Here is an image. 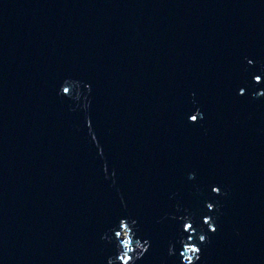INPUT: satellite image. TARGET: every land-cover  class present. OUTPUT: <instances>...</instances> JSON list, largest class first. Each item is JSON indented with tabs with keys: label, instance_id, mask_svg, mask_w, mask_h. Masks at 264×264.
Segmentation results:
<instances>
[{
	"label": "water",
	"instance_id": "water-1",
	"mask_svg": "<svg viewBox=\"0 0 264 264\" xmlns=\"http://www.w3.org/2000/svg\"><path fill=\"white\" fill-rule=\"evenodd\" d=\"M246 56L264 62V0H0V264H100L117 216L132 264L149 245L145 264H264Z\"/></svg>",
	"mask_w": 264,
	"mask_h": 264
},
{
	"label": "snow or ice",
	"instance_id": "snow-or-ice-1",
	"mask_svg": "<svg viewBox=\"0 0 264 264\" xmlns=\"http://www.w3.org/2000/svg\"><path fill=\"white\" fill-rule=\"evenodd\" d=\"M248 86H264V62L254 64V58L250 56L244 57V64L241 66L240 70V81L236 84L234 91L236 92L238 97L244 98L245 88ZM63 92L65 95H67L69 89L65 87L63 89ZM259 95L264 97V91H261ZM189 119L191 120L193 125L197 123L196 116L189 114ZM208 189L210 193H215V196L211 197L210 200L204 202L206 211L201 213L199 216V220L202 222V224L209 226L205 232L208 240L206 242L205 235H202L199 238L201 247H191L186 249V251L195 255L197 260H200L203 257L208 243H210L211 240L216 235H218L219 219L218 217H215V214L213 212V202L219 200L222 188L217 184H209ZM209 216H213L214 219L210 221L208 219ZM125 220V217H116L114 226H111V233L113 234L115 239L113 241H109V243L102 248L100 264H113V261L115 260L120 261L121 264H132L133 258L128 253H132L134 249L130 247V242L123 243V248L126 250L123 254H121L119 251L120 243L123 240L121 230L124 233H128L129 235H131L129 226L125 222ZM212 223H215L216 226H211ZM179 227L182 233L188 234L193 231L194 223H189L185 220L180 224ZM105 239H107V237H105ZM145 243L147 244L148 241L146 240ZM142 253L143 255L139 257L138 260L140 264H145V261H147L152 255L151 246L149 245L148 247L142 248ZM181 256H184L183 252H180L179 256L176 257V264H179V259ZM185 259L187 260V264H193V259L191 256L186 257Z\"/></svg>",
	"mask_w": 264,
	"mask_h": 264
}]
</instances>
